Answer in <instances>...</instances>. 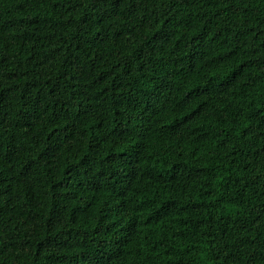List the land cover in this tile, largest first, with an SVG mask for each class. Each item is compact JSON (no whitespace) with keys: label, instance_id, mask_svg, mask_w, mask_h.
<instances>
[{"label":"trees","instance_id":"obj_1","mask_svg":"<svg viewBox=\"0 0 264 264\" xmlns=\"http://www.w3.org/2000/svg\"><path fill=\"white\" fill-rule=\"evenodd\" d=\"M0 264H264V0H0Z\"/></svg>","mask_w":264,"mask_h":264}]
</instances>
